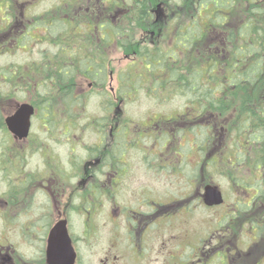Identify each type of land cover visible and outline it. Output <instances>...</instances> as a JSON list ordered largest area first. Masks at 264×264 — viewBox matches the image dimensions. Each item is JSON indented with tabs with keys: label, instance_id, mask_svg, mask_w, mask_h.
Here are the masks:
<instances>
[{
	"label": "rangeland",
	"instance_id": "rangeland-1",
	"mask_svg": "<svg viewBox=\"0 0 264 264\" xmlns=\"http://www.w3.org/2000/svg\"><path fill=\"white\" fill-rule=\"evenodd\" d=\"M62 1L3 0V4L8 9L3 6L0 14L2 29L0 68L12 67L21 75L32 70V65L39 66L45 59L54 57L56 54L55 61L62 60V56H58L59 47L50 44L57 41L58 37L50 36L51 38L45 39L46 34L43 28H37L30 32V36H33L34 39L27 40L24 46L17 44L20 36L27 32L26 27L36 25L39 20L47 21L46 23L58 18L64 20V14H67L68 19H73L78 11L65 4V6L61 5L64 11L59 5V2ZM123 1L131 4V0ZM68 2L69 0H66V4ZM117 4L121 5V1L118 0ZM165 5L168 7L167 9L164 8L161 1H156L151 6L156 17L155 23L147 27L149 30L144 27L139 32V37L137 36L146 43L147 49L156 48L151 47L150 44L152 43L159 45L158 47L164 50L172 45V41L170 42L171 33L168 31L169 24L171 20L174 23L178 19L177 16L182 17L185 10L180 7L175 10L174 6ZM56 6L59 8L57 9ZM255 6L264 9V0L258 1ZM258 12L261 10L259 9ZM258 12L255 14L256 20L262 17ZM22 13L24 16L32 17L25 18L21 15ZM201 15L197 17L198 20L195 23L196 31L202 29L208 12L201 11ZM175 17L176 19H174ZM182 20L179 18L176 21V28L185 27ZM40 24L42 25L41 22ZM262 25L264 23L259 22V26ZM10 27L14 28L10 30ZM59 30L58 27H53L50 31L48 29V33L49 35H58ZM151 41L152 43H150ZM210 42H215V39L207 41V44ZM197 47L202 51L207 50L206 43H200ZM115 49L110 56L109 80L107 78L102 86L92 85L83 77L74 78L73 94L79 95L82 99L78 105L74 106L73 117L67 114L65 103L57 97L56 89L58 86L54 88L52 84L50 85L51 91H49L33 81L29 87L21 85L15 87L13 89L14 95H9V100L2 99L1 110L4 117L13 113L15 108L22 103L33 105L36 110V114L31 120V129L27 139L19 142L13 139V136L8 132V139L1 134L2 155V145L4 144L5 147H8L4 152L8 153L9 158L17 152L19 156L29 159V165L26 168H37L41 166L40 163L43 158L51 152L53 157L60 158L67 175L68 173H76L77 170L74 169L76 162L90 159L98 151L103 153L106 151L109 141L105 139L101 142V135L107 137L110 126L113 124L112 114L107 113V109L112 108L115 122L119 121L122 127L126 126L127 130L125 139L115 137L113 143L116 152L117 148L120 149L118 157L122 156L120 160L124 161L125 167L128 168L123 178V186L118 193V199H126L130 203L134 190L141 186H150V188L159 191L160 196L158 198L161 201V206L167 205V202L174 206L177 204L175 203L176 199H184V196L191 191L194 193L188 208L189 212H183V208L175 210V206L168 209L169 212L173 211V214L165 229L163 227L165 225L162 223L161 245L163 252H171L174 241L179 243L183 241L198 242L201 237L200 234L203 235L208 227L209 237L206 238L208 245L206 249L202 250L205 254L209 252L210 255L214 254L216 249L224 247L223 243H225L232 248L237 247L241 250L242 254L238 264L254 263L256 257L264 253V235L262 239L256 242L249 240L253 237L250 234V219L255 218L253 216L256 207L251 205L250 208H235L234 199H245L243 188L260 189L264 192V172H255L256 176L252 175L245 178V174H250L246 166L244 168V165L241 164V167L237 165L234 168L230 166L233 161H225L223 164L218 158L220 151L225 150L227 153V147L233 144L232 140L229 139L230 136L231 138L233 136L231 129L238 117L240 107L243 105L240 90H235V95L228 92L218 95L217 99H221L224 103V109H215L198 118L197 112H193L192 107L189 109L188 97L190 93L173 94V84L166 85L163 92H158V99L151 94H146V90L142 91L143 89H139L137 92L133 89H126L123 80H119L118 77L127 67L128 60L133 55H131V50L124 53L118 51L117 47ZM208 51L212 52V50ZM126 56L127 58H125ZM198 57L196 55L194 60H198ZM207 57L210 60V57ZM218 68L223 69V66L218 63ZM131 70L135 74L136 69ZM20 80L17 81L19 84H21ZM0 83L2 84L3 81L1 80ZM48 85L45 84V86ZM242 92L246 91L242 90ZM50 95H54L56 101L57 116L56 120L52 119V121L44 119L39 107L40 101ZM195 108L198 111V105H195ZM69 121L73 122L72 126ZM193 121H199L201 124L196 127V123L193 124ZM194 132H196L197 137ZM156 158L162 166L159 173L157 172V178L153 179L152 174L156 172L153 170V163ZM212 158L216 162L215 164L210 161ZM146 164H152L151 169H149L150 165ZM227 164H229L228 167ZM1 165L0 167H2ZM1 175L2 172L0 171V179L3 178ZM207 184L217 186L227 195V204L224 207L214 208L208 212L199 207L196 190H202ZM97 202L100 204L99 209L92 210L90 213L93 223L100 227L97 237L84 238L83 221L84 217L89 218L87 213L84 214L82 211L84 208H79H82V213L78 212L72 221L71 231L77 238L75 246L79 253L78 264L105 263L104 254L109 239V227L106 223L108 204L104 196L98 198ZM90 204H95V201L90 202ZM223 229L227 234L225 236H222ZM220 241L222 242L220 243ZM33 247L35 264H41L40 256L37 254V244ZM180 251L179 248V253Z\"/></svg>",
	"mask_w": 264,
	"mask_h": 264
},
{
	"label": "flooded vegetation",
	"instance_id": "flooded-vegetation-1",
	"mask_svg": "<svg viewBox=\"0 0 264 264\" xmlns=\"http://www.w3.org/2000/svg\"><path fill=\"white\" fill-rule=\"evenodd\" d=\"M120 1L121 5H115L118 0H69L67 4L66 0L59 2L60 6L67 5L78 11L73 19H68L67 14H64V25L74 23L75 19L81 22V25L80 28L73 30L63 28L65 43L59 48L58 56L61 53L62 60L58 59V62L78 68V63L90 56L97 65L105 67L109 80L110 56L117 47L118 51L124 53L131 50L133 56L128 60V68L141 67L142 64L138 60V49L147 46L137 36L139 37V32L144 27L149 30L147 27L155 23L156 17L151 8L148 17L145 15L139 22H132V28H130V21L127 17L130 16L129 12L134 8L130 4L124 6L127 2ZM162 4L164 8H168L165 3ZM1 6L2 1L0 0V14ZM21 15L24 16L23 13ZM24 17L30 18L28 15ZM84 20L95 21L94 26L100 25V27L91 28L90 23H85ZM177 20L174 23L171 20L169 24L170 42L178 31ZM114 26L121 27L115 29ZM1 32L0 19V36ZM68 34H73L74 37L67 38ZM150 45L151 47L159 46L154 43ZM77 77H83L92 85H98L95 81H91L79 73L76 75ZM107 113L112 114L113 124L110 126L107 137L101 135V142L105 139L109 141L106 151L104 153L98 151L94 157L83 162H76L74 167L77 170L76 173L67 175L60 158L53 157L51 152L43 158L40 167L26 168L29 165V159L19 156L17 152L11 158L1 157L0 144V165L2 164L3 167H0L1 176H3L0 179V264H35L33 246L36 244L38 246L37 254L40 256L39 261L41 264H47L46 251L49 231L62 220L66 221L68 234L76 252L75 264H78L79 253L75 246L77 238L71 231L72 221L77 213H80L84 208L82 211L89 217H84L83 221L84 238L97 237L100 227L93 223L90 213L92 210L99 209L100 204L97 199L102 196L105 197L108 204L106 223L109 227L104 264H238L242 253L237 247L232 248L223 243L224 247L216 249L214 254L210 255V252L205 254L202 251L208 245L206 243V238L209 237L208 227L203 235L200 234L198 242L183 241L179 243L174 241L171 252H163L161 245L162 223H164L165 229L173 214V211L169 212L168 209L175 206V210L183 208V212H189L188 208L194 193L191 191L184 196V199H176L175 203L177 204L174 206H171L170 202L161 206V201L158 198L159 191L150 188V186H141L134 190L130 203L126 199H118V193L123 186V178L128 168L125 167L126 163L120 160L122 156L118 157L120 149L117 148L116 152L113 143L115 137L125 139L127 130L126 126L122 127L119 121L115 122L112 108L107 109ZM11 114H7L6 117ZM35 114L36 110L31 120ZM13 139L16 138L13 137ZM146 165H150L149 169H151L152 164ZM161 166L160 161L157 158L154 159L153 170L156 172L152 174L153 179L157 178V172L159 173ZM74 169L72 170L74 171ZM196 191L198 205L206 212L227 204V195L221 190L223 203L213 207L204 205L203 189ZM242 191L245 199H234L235 208H250L251 205L256 207L253 216L255 218L250 220V234L253 237L249 239L250 242H256L264 235V199H262L264 192L260 189H242ZM94 201L95 204L91 205L90 202ZM80 207L82 208L79 209ZM87 208L88 211H86ZM222 231V236H225V229ZM170 239L172 240L171 236ZM179 248L181 249L180 253ZM252 264H264V253L256 257Z\"/></svg>",
	"mask_w": 264,
	"mask_h": 264
},
{
	"label": "trees",
	"instance_id": "trees-1",
	"mask_svg": "<svg viewBox=\"0 0 264 264\" xmlns=\"http://www.w3.org/2000/svg\"><path fill=\"white\" fill-rule=\"evenodd\" d=\"M1 1V9L3 6L8 9L3 4V0ZM156 1L174 6L175 10L178 7L185 10L182 17L178 16V19H183L185 27L177 28L178 31L172 38V45L166 50L160 47L148 48L149 50L146 47H140L138 60L142 67H138L139 69L127 67L118 79L123 80L126 89H133L135 92L143 89L142 91L146 90V94H151L156 99L159 98L158 92H163L166 85L173 84V94L190 93L189 109L192 107L193 112H197L198 118L215 109H224V103L221 99H217V96L226 92L235 95V90L239 89L243 105L231 129L233 136L229 139L233 144L227 147V153L225 150L220 151L218 158L223 164L225 161H233L230 166L234 168L237 165L241 167V164L244 168L246 166L250 174H245V178L256 176L255 172H264V25L259 26V22L264 23V9L255 6L261 0H131L130 6L134 9L127 17L130 21V28H132V22H139L145 15L148 17L151 6ZM56 7L59 8V6ZM259 9L261 12H258ZM201 11L208 12V17L203 22L202 29L196 31L195 23L198 20L197 17L202 16ZM256 12L262 15L258 20L255 19ZM38 22L26 28L27 32L20 36L17 44L24 46L27 40L34 39L30 36V32L43 28L46 34L45 39L50 36L58 37L57 41L50 44L60 48L65 43L63 28L73 30L80 28L81 25L77 19L73 21L74 23L67 25H64L61 18L54 19L50 23L44 20ZM84 22H89L91 28L100 27V25L94 26L95 21L92 20H84ZM53 27L60 29L58 35H49L48 29L50 31ZM120 27L114 26L115 29ZM66 37L73 38L74 36L68 34ZM211 39H215V42L207 44V41ZM200 43H206L207 50L199 49L197 45ZM214 49L217 50L213 51ZM56 55L45 59L39 66L32 65V70L21 75L12 67L0 68V81H3L2 84L0 83V99L9 100V95H14L15 87L20 85L29 87L33 81L49 91H51L50 85L52 84L54 88L58 86L57 97L65 103L67 114L73 117L74 106L78 105L82 99L79 95L73 94V80L76 75L79 73L95 81L98 86H102L106 82L107 70L102 65H97L90 56L79 62L78 68H75L55 61ZM196 55L199 56L198 60H194ZM218 63L223 66V69L218 68ZM131 69H136L135 74ZM18 80L21 84L17 82ZM45 84L49 85L45 86ZM242 90L246 92L243 93ZM46 97L39 104L41 115L45 120H56L54 95ZM195 105H198V111ZM69 123L73 125L72 121ZM194 123L196 127L201 124L199 121H193ZM0 128L1 134L7 138L8 133L4 126L2 110H0ZM194 135L197 137L196 132ZM2 147L1 157H9L8 153L4 152L8 147L4 144ZM210 161L216 163L213 158Z\"/></svg>",
	"mask_w": 264,
	"mask_h": 264
},
{
	"label": "water",
	"instance_id": "water-1",
	"mask_svg": "<svg viewBox=\"0 0 264 264\" xmlns=\"http://www.w3.org/2000/svg\"><path fill=\"white\" fill-rule=\"evenodd\" d=\"M33 114L34 107L32 105L19 104L16 110L4 119L8 132L18 140L26 139L30 131ZM203 189L204 204L206 206L211 207L222 204V195L217 186L206 185ZM75 260L76 253L68 234L66 221H59L48 234L46 263L75 264Z\"/></svg>",
	"mask_w": 264,
	"mask_h": 264
}]
</instances>
